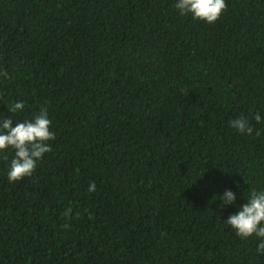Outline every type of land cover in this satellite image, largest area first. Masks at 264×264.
<instances>
[{"label":"trees","instance_id":"trees-1","mask_svg":"<svg viewBox=\"0 0 264 264\" xmlns=\"http://www.w3.org/2000/svg\"><path fill=\"white\" fill-rule=\"evenodd\" d=\"M174 3L0 0V115L56 133L19 182L0 158V264H264L216 197L264 186V132L228 124L264 114V0L214 24Z\"/></svg>","mask_w":264,"mask_h":264},{"label":"clouds","instance_id":"clouds-1","mask_svg":"<svg viewBox=\"0 0 264 264\" xmlns=\"http://www.w3.org/2000/svg\"><path fill=\"white\" fill-rule=\"evenodd\" d=\"M174 8L181 17L190 16L193 20L214 24L226 11L227 3L226 0H175ZM24 109L25 103L17 100L7 106V112L12 115H0V158L8 161L6 178L10 184L31 176L37 164L51 151V142L56 138L46 107L41 106L30 118L14 121L13 116ZM252 121L260 124L261 128H255ZM228 124L241 136L259 137L264 132V114L259 111L250 115L241 113L230 119ZM87 191L95 192L96 184L90 183ZM216 197L223 206L236 209L222 220L224 224L242 241L250 237L256 240V252L264 255V186L250 190L247 197L244 196L246 202L243 204H237V195L230 188H224ZM71 213L72 209L68 208L64 215Z\"/></svg>","mask_w":264,"mask_h":264}]
</instances>
